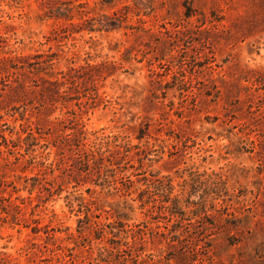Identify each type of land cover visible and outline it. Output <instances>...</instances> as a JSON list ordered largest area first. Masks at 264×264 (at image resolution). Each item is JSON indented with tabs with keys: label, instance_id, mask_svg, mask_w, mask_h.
Listing matches in <instances>:
<instances>
[{
	"label": "rangeland",
	"instance_id": "rangeland-1",
	"mask_svg": "<svg viewBox=\"0 0 264 264\" xmlns=\"http://www.w3.org/2000/svg\"><path fill=\"white\" fill-rule=\"evenodd\" d=\"M0 264H264V0H0Z\"/></svg>",
	"mask_w": 264,
	"mask_h": 264
},
{
	"label": "trees",
	"instance_id": "trees-1",
	"mask_svg": "<svg viewBox=\"0 0 264 264\" xmlns=\"http://www.w3.org/2000/svg\"><path fill=\"white\" fill-rule=\"evenodd\" d=\"M49 80V79H48ZM46 83H48V84H50V85H57V87H58V89H60V87H59V84H57L58 83V80H54V81H46ZM60 83V82H59Z\"/></svg>",
	"mask_w": 264,
	"mask_h": 264
}]
</instances>
